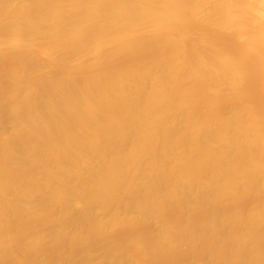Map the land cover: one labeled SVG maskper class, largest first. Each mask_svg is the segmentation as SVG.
Masks as SVG:
<instances>
[{
  "label": "bare ground",
  "instance_id": "6f19581e",
  "mask_svg": "<svg viewBox=\"0 0 264 264\" xmlns=\"http://www.w3.org/2000/svg\"><path fill=\"white\" fill-rule=\"evenodd\" d=\"M0 264H264V0H0Z\"/></svg>",
  "mask_w": 264,
  "mask_h": 264
}]
</instances>
